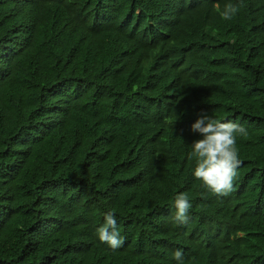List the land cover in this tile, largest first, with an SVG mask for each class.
Masks as SVG:
<instances>
[{
    "label": "trees",
    "instance_id": "1",
    "mask_svg": "<svg viewBox=\"0 0 264 264\" xmlns=\"http://www.w3.org/2000/svg\"><path fill=\"white\" fill-rule=\"evenodd\" d=\"M201 112L248 132L227 195L193 175ZM109 211L116 249L97 234ZM178 249L264 264V0H0V264H177Z\"/></svg>",
    "mask_w": 264,
    "mask_h": 264
},
{
    "label": "clouds",
    "instance_id": "2",
    "mask_svg": "<svg viewBox=\"0 0 264 264\" xmlns=\"http://www.w3.org/2000/svg\"><path fill=\"white\" fill-rule=\"evenodd\" d=\"M242 3H228L220 12L221 18L231 20L237 15ZM193 132L199 133V139L192 142L189 158H194L196 166L193 172L195 178L203 181V187L216 195H227L233 190L234 180L238 175V168L242 161L239 159L237 137L247 136V129L232 121H221L207 112L198 114L191 125ZM174 219L180 223H187L188 212L192 207L186 192H179L174 200ZM105 222L97 229L100 241L116 249L123 243L113 212L104 214ZM173 258L177 264H183V252L176 250Z\"/></svg>",
    "mask_w": 264,
    "mask_h": 264
}]
</instances>
